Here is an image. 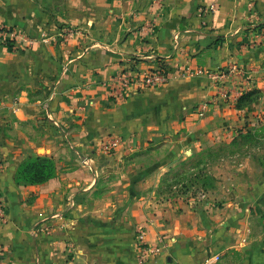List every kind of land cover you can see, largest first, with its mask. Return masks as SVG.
Masks as SVG:
<instances>
[{
  "label": "crops",
  "instance_id": "crops-1",
  "mask_svg": "<svg viewBox=\"0 0 264 264\" xmlns=\"http://www.w3.org/2000/svg\"><path fill=\"white\" fill-rule=\"evenodd\" d=\"M0 23L14 31L0 42V264H142L138 228L168 242L145 264H264V188L242 203L160 201L126 168L153 142L234 135L233 97L264 91V0H0ZM57 25L76 32L55 41ZM159 68L168 83L111 95L115 75ZM105 135L121 146L101 152ZM36 156L55 176L19 182Z\"/></svg>",
  "mask_w": 264,
  "mask_h": 264
},
{
  "label": "rangeland",
  "instance_id": "rangeland-1",
  "mask_svg": "<svg viewBox=\"0 0 264 264\" xmlns=\"http://www.w3.org/2000/svg\"><path fill=\"white\" fill-rule=\"evenodd\" d=\"M69 28L57 25L49 37L61 41L75 34L74 28ZM18 35L25 42L28 38L39 42L27 32ZM239 97L232 99L235 108L245 111L234 135H222L219 141L196 150L190 148L191 142L186 143L190 147H185L169 140L132 152L126 168L138 170L141 176L137 180L147 186L142 185L139 193L150 192L154 200L160 201L211 200L218 204L242 203L252 197L254 186L264 178V91L260 89L254 97L256 101L244 108L237 107Z\"/></svg>",
  "mask_w": 264,
  "mask_h": 264
},
{
  "label": "built area",
  "instance_id": "built-area-1",
  "mask_svg": "<svg viewBox=\"0 0 264 264\" xmlns=\"http://www.w3.org/2000/svg\"><path fill=\"white\" fill-rule=\"evenodd\" d=\"M216 6L212 4L208 9L214 11ZM72 31L71 27L68 29ZM4 24L0 23V42L5 41V35L11 33ZM28 45H33L35 40L33 38L26 39ZM180 73H185L184 70L179 69ZM175 75V73L165 68L155 70H147L145 72L123 71L115 75L109 82L111 95L115 98H121L126 91L132 87L149 88L156 84H166ZM121 146V139L114 135H105L99 138L98 148L103 153H112ZM6 208L2 201H0V221H7ZM36 229V228H35ZM135 240L138 248V258L140 263H148L152 258L159 256L163 249L168 246V242L164 238H160L155 243L147 241V234L141 228H138L135 235ZM2 247L0 246V256L2 254Z\"/></svg>",
  "mask_w": 264,
  "mask_h": 264
},
{
  "label": "trees",
  "instance_id": "trees-1",
  "mask_svg": "<svg viewBox=\"0 0 264 264\" xmlns=\"http://www.w3.org/2000/svg\"><path fill=\"white\" fill-rule=\"evenodd\" d=\"M260 94L259 88H251L239 97L237 107L244 108L250 105L252 100L256 101L254 97ZM254 98V99H253ZM56 174V163L48 156H36L34 158L24 161L19 169L17 180L25 183H43ZM264 188V178L261 183L257 185V190Z\"/></svg>",
  "mask_w": 264,
  "mask_h": 264
}]
</instances>
